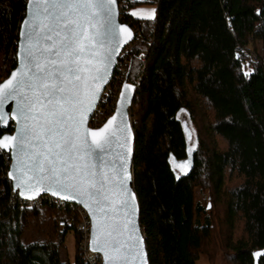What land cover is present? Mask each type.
<instances>
[{
    "label": "trees",
    "instance_id": "obj_1",
    "mask_svg": "<svg viewBox=\"0 0 264 264\" xmlns=\"http://www.w3.org/2000/svg\"><path fill=\"white\" fill-rule=\"evenodd\" d=\"M26 2L0 0V83L16 66ZM124 2L134 38L116 66L134 86L132 187L148 264H264V0ZM143 6L154 17L132 15ZM9 160L0 153V264H83L75 210L21 206Z\"/></svg>",
    "mask_w": 264,
    "mask_h": 264
},
{
    "label": "snow or ice",
    "instance_id": "obj_2",
    "mask_svg": "<svg viewBox=\"0 0 264 264\" xmlns=\"http://www.w3.org/2000/svg\"><path fill=\"white\" fill-rule=\"evenodd\" d=\"M114 2L29 0L21 31L20 66L0 84V97L16 100L14 112L20 126L18 136L0 137V148H10L13 167L28 176L29 190L33 182L41 187L47 184L54 195L60 192L74 198L75 193L92 200L101 213V238L97 243L104 252L105 264H129V258L139 254L141 241L131 219L132 200L121 198L129 191L127 174L115 180L98 173L92 163L95 149L80 131L82 118H77L89 93L94 94L92 85L102 81L107 70L110 52L105 44L111 41ZM141 12L147 13L142 18L150 19L154 10ZM121 29L127 30L125 26ZM92 135L95 138L98 133ZM114 135L94 139L95 148L103 152ZM100 163L104 165L103 160ZM125 167L121 165L120 170ZM120 170L113 167L116 175ZM23 176L18 177L21 183ZM110 207L112 211L125 210V221L109 216ZM109 219L113 222L107 223Z\"/></svg>",
    "mask_w": 264,
    "mask_h": 264
},
{
    "label": "water",
    "instance_id": "obj_3",
    "mask_svg": "<svg viewBox=\"0 0 264 264\" xmlns=\"http://www.w3.org/2000/svg\"><path fill=\"white\" fill-rule=\"evenodd\" d=\"M107 0H105V3ZM28 4L29 0L26 2L25 15L21 21L18 32V41H17V49H16V66L12 69L8 75V77L3 80L0 84H3L5 81L11 78V74L20 66V56L18 53L21 51V43L23 42L21 39V31L24 20L28 17ZM113 11V21L114 23L111 25V41L110 43L106 42L105 47L110 52V57L107 63V70L104 74V79L102 81H97L92 88L94 90L93 93H89L88 97L85 99L82 110L78 112L77 118L81 119L83 123L80 125L81 133L86 137L88 143L92 145L95 149L94 154L92 156V163L97 165L98 173L108 174L110 178H114L115 180L123 179L124 173L126 172V186L128 188V193L124 194L121 198H127L132 200L134 205V211L132 213L131 219L133 222V226L136 234L139 236L141 244H140V252L138 255H135L134 258H129V264H148L147 253L145 250L144 236L141 232L139 226V206L138 202L132 187V164L134 160V134L132 125L129 118V105L132 97V93L134 90V86L130 83L125 82L122 85L116 108L113 114L106 120V122L96 129H91L88 127V120L92 115L97 102L101 96V93L105 86L108 84L111 75L114 71V68L117 63V59L121 53V51L128 45L134 38V31L130 28V26L126 23L120 21L119 18V10H118V2L115 0L112 5ZM121 26L126 27V31L121 29ZM26 31V29H24ZM125 85H129V88H125ZM124 93V97L122 99L121 93ZM90 102V103H89ZM16 100L13 98H3L0 97V114H3V121H0V129L5 130L10 123H12L13 130L12 133L3 134L0 137L8 136V137H16L18 136L17 129L20 126L17 122V113L14 112L16 109ZM115 117L112 120V123L109 124L108 121ZM107 124V128L105 125ZM103 129L104 131H100ZM86 130V131H85ZM92 132L98 133V135L94 138ZM114 133L115 135L112 138V143L110 145H106L105 150L101 152L99 149L95 148V144L93 140H102L103 138L109 136V134ZM11 145V141L8 142ZM3 152L9 155L10 164L7 171V178L11 183L12 192L16 194L20 199L23 200H33L38 198L40 195H48L53 198L59 199L66 203L79 205L84 209L86 214L88 215L91 221L90 228V240H89V250L93 253H98L102 257V264H105L104 252L100 250L97 241L101 238V213L97 211L95 208L93 201L88 199L86 196H79L73 193L74 198H68L64 194L57 192L55 195L52 191L48 190V185L45 184L43 187L37 185L33 182V187L29 190L26 185L28 183V176H23V173L18 171L17 168L13 167L15 161L13 159V153L10 148H0ZM101 160L104 161V165H101ZM121 165H126L123 170L121 169ZM113 167L119 171V175L114 174ZM9 173H12L10 176ZM23 176V183L18 177ZM21 184V187L17 185ZM23 191V195L21 192ZM28 197H31L29 199ZM134 197V199H133ZM115 199V198H114ZM86 204L88 206H86ZM210 205H207V209H209ZM109 216L118 218L121 222L125 221V210L119 209L117 211H112L111 207L107 209ZM107 223H112L113 220L109 219L106 221ZM96 232V241L93 239V231ZM131 231V227H130ZM127 235V234H126ZM94 244H96L94 250Z\"/></svg>",
    "mask_w": 264,
    "mask_h": 264
},
{
    "label": "built area",
    "instance_id": "obj_4",
    "mask_svg": "<svg viewBox=\"0 0 264 264\" xmlns=\"http://www.w3.org/2000/svg\"><path fill=\"white\" fill-rule=\"evenodd\" d=\"M117 2H118L119 14L126 12L127 8L125 7L124 0H117ZM123 50L121 51L119 56L123 55ZM244 50L245 48L243 47L238 48L239 52H243ZM251 57L254 62H257V58L253 53H251ZM125 75H126V70L124 67L120 65L115 66L111 78L108 84L103 89L101 96L97 102V105L88 120L89 128L91 129L99 128L113 114L116 108V103L122 85L126 82L124 79ZM1 152L3 151L0 149V153ZM9 164H10V160H9ZM44 201H48V202L50 201L52 203H55L56 206H61L62 204H66V202H63L59 199L53 198L48 195H40L38 198L33 200H23L18 197V202L21 206L40 205ZM67 204L75 210L77 215L76 228L79 234V238L77 242V251L83 264H102L101 255L98 253H93L89 250L91 221L88 215L86 214L84 209L81 208L79 205L71 204V203H67ZM62 225L63 223H59V226Z\"/></svg>",
    "mask_w": 264,
    "mask_h": 264
},
{
    "label": "rangeland",
    "instance_id": "obj_5",
    "mask_svg": "<svg viewBox=\"0 0 264 264\" xmlns=\"http://www.w3.org/2000/svg\"><path fill=\"white\" fill-rule=\"evenodd\" d=\"M154 10V7H152V6H143V7H140V8H137V9H134V10H132L131 11V13H132V15L133 16H135V17H138V18H142V16L143 15H147V13H142L141 12V10ZM136 13L135 15L133 14V13ZM152 17H154V13H152ZM250 49H249V51L251 52V53H253V51H252V48L251 47H249ZM257 49H258V51H262V49H261V45L260 44H257ZM261 53H263V51L261 52ZM185 119V118H184ZM186 120V119H185ZM194 144V137H193V133L191 132V137H190V145L192 146ZM197 193V197L199 198V200H200V194L198 193V191L196 192ZM210 205V202H207V205ZM207 207V206H206ZM210 207H211V205H210ZM209 207V208H210ZM72 249H73V243H72V239H71V236H68L67 237V240H66V250L67 251H69V252H72ZM62 257H63V254H62ZM198 264H211V263H209L204 257H201V259H200V261L198 262ZM215 264H223V262L222 261H220V260H218V261H216V263Z\"/></svg>",
    "mask_w": 264,
    "mask_h": 264
}]
</instances>
